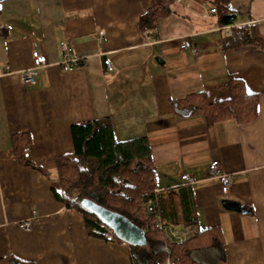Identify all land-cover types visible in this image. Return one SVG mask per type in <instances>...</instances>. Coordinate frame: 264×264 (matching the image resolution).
Returning a JSON list of instances; mask_svg holds the SVG:
<instances>
[{
  "label": "crops",
  "instance_id": "crops-1",
  "mask_svg": "<svg viewBox=\"0 0 264 264\" xmlns=\"http://www.w3.org/2000/svg\"><path fill=\"white\" fill-rule=\"evenodd\" d=\"M151 6L152 0H0V258L132 263L129 244L90 236L83 214L52 189L57 157L74 151L72 124L108 117L118 141L148 140L164 219L177 229L218 226L226 259L217 264H264V0H230L235 25H253L263 43L230 48L224 39L231 28L210 12L211 0H173L171 12L143 32L139 21ZM185 38L197 53L180 47ZM63 41L82 61L72 69L61 65ZM36 48L48 64L27 86L20 71L32 66ZM232 75L258 94L252 121L214 120L184 104L199 93L209 103L228 101ZM17 149L43 171L21 163ZM212 159L233 174L228 194L208 173ZM184 173L197 180L185 182ZM225 198L243 209L225 208ZM192 218L196 226L186 225Z\"/></svg>",
  "mask_w": 264,
  "mask_h": 264
},
{
  "label": "trees",
  "instance_id": "trees-1",
  "mask_svg": "<svg viewBox=\"0 0 264 264\" xmlns=\"http://www.w3.org/2000/svg\"><path fill=\"white\" fill-rule=\"evenodd\" d=\"M211 2L217 9L220 24L232 25L231 32L224 39L225 48L263 45L253 25H235L236 13L230 6V0ZM172 3L173 0H152V6L140 18L141 30L154 29L157 20L171 12ZM228 87L231 91L228 101L209 103L205 95L199 93L189 96L184 104L210 114L214 120L234 118L246 123L255 119L258 94L250 92L245 82L233 75ZM71 134L74 151L57 157L58 187L52 189L57 200L83 214L90 236L106 240L112 236L124 242L96 213L81 205L83 198L124 215L145 230L147 243L143 246L130 245L131 264H166L168 257L173 264H217L226 259L225 244L218 226L196 228L194 235L180 242L170 241L157 228L155 216L156 212L160 215L161 202L156 192L157 172L151 147L145 137L118 141L108 117L74 123ZM17 159L43 171L26 159L22 149H17ZM161 220L165 224L175 225L162 216ZM185 223L189 226L197 224L193 218ZM0 264L36 263L7 255L0 258Z\"/></svg>",
  "mask_w": 264,
  "mask_h": 264
},
{
  "label": "built area",
  "instance_id": "built-area-1",
  "mask_svg": "<svg viewBox=\"0 0 264 264\" xmlns=\"http://www.w3.org/2000/svg\"><path fill=\"white\" fill-rule=\"evenodd\" d=\"M210 12L217 13L216 7L211 8ZM231 26L232 25H228L227 28L230 29ZM103 33L104 32L102 31L101 35H103ZM180 47L182 49H191L194 53L198 52V48L188 38H185L182 40ZM61 48L63 50V59L61 61V65L65 69L74 68L78 64V62L81 61V58L74 54L73 46L70 43L63 41L61 43ZM32 57H33L32 66L20 71V76L22 78V81L27 86L35 84L36 77L39 73V69L48 64L47 55L38 48L33 50ZM7 68H9V66H7ZM112 68H113L112 64L108 63L107 70H111ZM208 173L209 175L218 179L219 184H220L221 193L228 194L233 184V174L226 172L221 166V163L218 159L211 160L209 167H208ZM181 177L185 182H189V183H193L197 180L196 177L191 176L187 173L182 174ZM150 209H153V208L151 207ZM155 222L157 224V228L162 230L164 235L170 241H173V242L184 241L188 239L190 236L194 235L196 232V229L192 227H185L183 229H177L172 225L165 224L161 220V216L157 212L155 216ZM21 227H23L26 230L30 229V222L25 221L21 223ZM111 239H114V238L111 236ZM166 264H173V261L171 260V258L168 257L166 259Z\"/></svg>",
  "mask_w": 264,
  "mask_h": 264
},
{
  "label": "water",
  "instance_id": "water-1",
  "mask_svg": "<svg viewBox=\"0 0 264 264\" xmlns=\"http://www.w3.org/2000/svg\"><path fill=\"white\" fill-rule=\"evenodd\" d=\"M223 206L231 210H242L240 203L231 199H222ZM81 205L96 213L111 229L117 238L129 245L143 246L147 243L146 233L143 228L138 227L124 215L109 210L89 198H83Z\"/></svg>",
  "mask_w": 264,
  "mask_h": 264
}]
</instances>
